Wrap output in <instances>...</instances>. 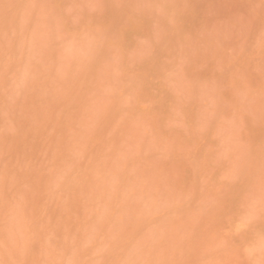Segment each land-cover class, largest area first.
<instances>
[{"label":"rangeland","instance_id":"obj_1","mask_svg":"<svg viewBox=\"0 0 264 264\" xmlns=\"http://www.w3.org/2000/svg\"><path fill=\"white\" fill-rule=\"evenodd\" d=\"M0 264H264V0H0Z\"/></svg>","mask_w":264,"mask_h":264}]
</instances>
